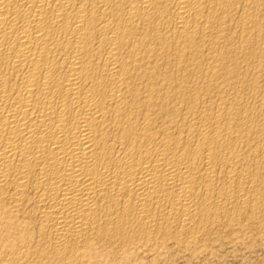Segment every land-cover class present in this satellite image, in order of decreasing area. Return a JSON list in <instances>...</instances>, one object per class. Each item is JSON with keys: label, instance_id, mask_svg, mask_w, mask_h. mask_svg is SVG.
<instances>
[{"label": "bare ground", "instance_id": "6f19581e", "mask_svg": "<svg viewBox=\"0 0 264 264\" xmlns=\"http://www.w3.org/2000/svg\"><path fill=\"white\" fill-rule=\"evenodd\" d=\"M263 208L264 0H0L13 264L138 260Z\"/></svg>", "mask_w": 264, "mask_h": 264}, {"label": "rangeland", "instance_id": "374dc122", "mask_svg": "<svg viewBox=\"0 0 264 264\" xmlns=\"http://www.w3.org/2000/svg\"><path fill=\"white\" fill-rule=\"evenodd\" d=\"M261 214L257 219L245 216L242 219L245 224H238L239 227L237 224L228 226L218 222L196 240L184 244L158 242L145 255L141 254L138 260L130 261L126 256L121 258L122 255H116L98 256L93 261L97 260L98 264H264V208ZM13 244L12 237L0 228V264H13L14 255L21 258L26 248ZM19 261L21 264H42L33 257L27 262L23 259Z\"/></svg>", "mask_w": 264, "mask_h": 264}]
</instances>
